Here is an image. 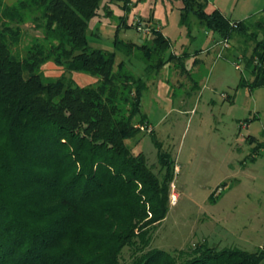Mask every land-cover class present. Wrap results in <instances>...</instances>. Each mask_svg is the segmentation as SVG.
I'll use <instances>...</instances> for the list:
<instances>
[{
    "label": "trees",
    "instance_id": "16d2710c",
    "mask_svg": "<svg viewBox=\"0 0 264 264\" xmlns=\"http://www.w3.org/2000/svg\"><path fill=\"white\" fill-rule=\"evenodd\" d=\"M180 1L182 24L193 16L221 41L236 40L251 76L240 84L264 86V15L232 21L206 11L209 0ZM37 2L33 23L43 40L23 56L13 50L18 26L0 27V264H264V245L254 252L206 243L175 252L150 247L168 210L172 161L160 151L157 174L127 141L149 127L144 116L132 120L146 88L142 75L170 60L183 72L185 57L165 60L169 41L150 27L149 44L116 42L132 57L137 48L145 72L125 61L114 72V54L89 48L86 38L100 0ZM49 58L68 75L44 80L39 67ZM73 72L99 82L81 86ZM119 103L127 105L125 118Z\"/></svg>",
    "mask_w": 264,
    "mask_h": 264
},
{
    "label": "rangeland",
    "instance_id": "374dc122",
    "mask_svg": "<svg viewBox=\"0 0 264 264\" xmlns=\"http://www.w3.org/2000/svg\"><path fill=\"white\" fill-rule=\"evenodd\" d=\"M37 1L0 0V27L18 26L19 42L13 50L20 56L34 40H43L44 33L33 23L41 10ZM126 2L100 0L86 26L89 48L114 54V72L124 61L136 74L145 72L137 48L132 57L116 43L149 44L151 31H138V25L157 28L168 39L162 50L165 60L185 57L183 72L170 60L142 75L146 88L140 112L132 120L139 124L144 116L149 131L127 141L157 174L160 151L172 161L168 210L150 247L175 252L206 243L218 250L256 251L264 245V86L251 89L240 84L251 76L234 46L236 40L221 51L219 35L193 16L189 25L182 24L180 0ZM205 9H219L232 21L246 20L264 15V0H209ZM39 72L48 81L68 75L51 58L43 61ZM69 75L81 86L99 82L84 73ZM122 89L119 86L118 92ZM123 91L127 94L126 88ZM118 106L119 116H125L127 105ZM128 255L124 249L126 260Z\"/></svg>",
    "mask_w": 264,
    "mask_h": 264
},
{
    "label": "built area",
    "instance_id": "2783aa9c",
    "mask_svg": "<svg viewBox=\"0 0 264 264\" xmlns=\"http://www.w3.org/2000/svg\"><path fill=\"white\" fill-rule=\"evenodd\" d=\"M232 26H236V24L234 23V24H232ZM137 30L138 31H142V30H144L145 32H149L150 31V28H142L140 25H138L137 26ZM221 49H227L228 47H229V43L226 41V40H223V41H221ZM219 56H220V53L218 54ZM142 129H144L145 128V126L143 125L142 127H141ZM146 131H149V127H147V129H145Z\"/></svg>",
    "mask_w": 264,
    "mask_h": 264
},
{
    "label": "crops",
    "instance_id": "0c3cea01",
    "mask_svg": "<svg viewBox=\"0 0 264 264\" xmlns=\"http://www.w3.org/2000/svg\"><path fill=\"white\" fill-rule=\"evenodd\" d=\"M220 49H221V48H220ZM225 49H226V48H225ZM225 49H221V51H222V50H225ZM172 194H173V193H172ZM173 195H174V194H173Z\"/></svg>",
    "mask_w": 264,
    "mask_h": 264
}]
</instances>
